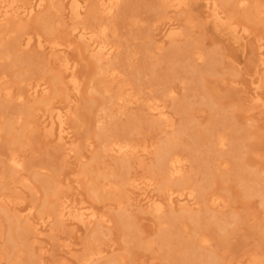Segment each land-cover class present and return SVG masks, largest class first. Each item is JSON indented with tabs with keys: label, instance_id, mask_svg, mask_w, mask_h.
Here are the masks:
<instances>
[{
	"label": "bare ground",
	"instance_id": "obj_1",
	"mask_svg": "<svg viewBox=\"0 0 264 264\" xmlns=\"http://www.w3.org/2000/svg\"><path fill=\"white\" fill-rule=\"evenodd\" d=\"M127 1L0 0V60L8 63L5 68H0V93L3 91L5 95V99H0V131L3 123L9 121L8 126L10 125L14 115L10 106L13 91L10 86L2 87L6 72L13 66L26 63L30 68L23 73L26 77L20 78L19 82L24 86L16 93L17 100L26 102V99H33L38 102V106L30 108L23 105L17 110L18 114L28 117L22 130L38 127L46 138L60 146L63 155L71 156L72 153L79 152L76 130L81 127L79 123L83 119L76 105L87 85V77H84L79 68L83 52H88L96 64L94 78L98 82L90 92H100L97 89H101L102 101L96 107L97 133L85 137L84 147L88 152L96 150V161L108 156L119 158L115 166L105 164L96 170L89 169L93 174L90 188L92 194L101 197L112 191L117 193L119 220L126 242L138 238L136 221L124 207L126 200H131L127 191L132 190L136 204L144 206L148 212L161 219L162 245L171 248L172 241L177 240L178 264H234L232 261L221 263L215 253L206 249L205 245L209 240L199 230H196L198 237L182 239V232L186 227L183 218L199 225L201 217L195 210L201 205H207L206 210L210 214L208 224L224 230L233 220L229 216L218 215L208 206L220 207L225 201L223 195L207 194L212 166H208L210 171L204 174L202 182L195 183L186 174L190 159L184 157L179 150L187 136L193 140L195 151L205 154L204 161L207 165L215 164L220 158L233 161L235 168L231 175L248 195L261 197L264 205V173L244 162V145L233 117L217 112L211 124L200 133L193 129L192 120L185 118L174 133L156 145L155 163L145 177L132 173L130 158L138 152L148 155L154 144L140 146L134 142L132 135L139 130L134 116L124 124H118L114 120V111L119 105L131 103L133 99H137L136 96L146 94L147 89L157 85L158 88L152 89L143 97L144 120L161 130L163 126H173L166 101L175 96L174 81L188 84L195 73H216L219 60L213 54L203 53L199 47L189 46L176 56L169 73L163 74L154 66H147L148 64L132 66L125 80L126 61H131L138 54L149 58L154 49L162 48L163 42L174 41L184 35L180 23L170 18L169 13L178 11L189 2L153 0L147 6L145 15L127 9L124 17V9L130 3ZM252 2L260 5L258 0H204L203 6L214 28L231 41L233 39V43L239 48L246 50L247 43L254 42L257 55L255 74L258 76L251 81V98L264 109V77H261L264 74V37L254 36L248 23H239L235 18L237 10L247 8ZM256 8L258 12V6ZM253 13L247 15L248 22L255 19ZM65 19L70 25L69 34L81 44L77 51L79 58L70 53L75 48L72 40L59 31ZM30 21L36 24L33 29L30 28ZM156 36H159L158 39ZM30 49L56 56L59 73L51 79L41 75L39 70L42 66L23 55L25 50ZM197 59L204 61L202 67L197 65ZM110 78L112 81H121L117 90L107 84ZM126 87H130L128 89H132L135 94H127ZM209 101L205 99L207 105L210 104ZM173 109L176 114L187 113L186 105L179 102L173 103ZM229 131L235 133L233 138H230ZM19 137L23 138L24 133ZM1 155L3 167L0 170V211L8 225L4 230L0 224V235H6L7 247L3 252L8 264H42L41 256L34 252L30 243L31 235L41 240L42 236L54 229L53 226L62 222L68 221L88 228L102 223L110 224L111 220L100 214L93 203L78 201L62 193V180L56 178L61 173V166L55 167L54 177L46 178L42 176V170L53 166L50 162L39 161L29 166L18 148H10ZM79 155V160L85 157L81 153ZM26 170L31 171L41 182L44 199L41 203L33 204L14 202V210L17 212L10 213L6 206L12 201L7 195L16 184L29 188L34 195L38 193L29 178L20 177V172ZM167 208L178 209L180 214L173 212L163 218ZM112 248V245L108 249L99 248L95 243L87 242L79 263L100 264ZM74 251L73 244H69L66 254ZM123 263L122 257L108 264ZM252 263L264 264V260L254 256Z\"/></svg>",
	"mask_w": 264,
	"mask_h": 264
},
{
	"label": "rangeland",
	"instance_id": "obj_2",
	"mask_svg": "<svg viewBox=\"0 0 264 264\" xmlns=\"http://www.w3.org/2000/svg\"><path fill=\"white\" fill-rule=\"evenodd\" d=\"M129 1V5L124 9V17L127 15V9L131 12L134 11V13L139 11L145 15L147 6L153 0H128L127 3ZM258 2L260 5L252 2L247 8L237 10L235 18L239 23H248L254 36L264 37V0H258ZM203 5L204 0H189L188 4L178 11L170 12V18L180 23L184 35L177 40L163 42L162 48L154 49L149 58L138 54L131 61L125 62V80H127L128 71L132 66L148 64L147 66H154L163 74L169 73L170 66L176 61V56L189 46L199 47L203 53L213 54L219 60L216 73L202 72L199 75L195 73L188 84L179 80L174 81L175 96L166 101L174 123L173 126L165 128L163 126V130H161L152 127L148 121L144 120L143 97L149 94L152 89L158 88L157 85L147 89L146 94L136 96L137 99H133L131 103L119 105L114 111V120L118 124L126 123L131 116L137 119L139 130L132 135L136 144L140 146L154 144L148 155L138 152L130 158L133 165L132 173L137 174L138 177L149 175L155 163L154 148L168 135L174 133L185 118L191 119L193 129L196 133H200L211 124L217 112L226 113L233 117L236 127L240 129L239 134L244 145V162L264 173V109L251 98V81L258 76L255 74L257 58L255 44L250 41L247 43L246 50L239 48L233 43V39L231 41L229 37L214 28L207 18ZM257 6L258 12H256ZM249 13L255 14V19L251 22L247 21ZM34 26L36 24L33 21L30 28L33 29ZM1 28H7V26H1ZM69 30V22L65 19L59 31L72 40L75 48L70 53L79 58L77 51L81 44L73 40ZM158 37L156 36L157 39ZM23 55L35 64L38 63L42 66L39 71L46 79H51L53 75L59 73L56 56L43 54L36 49L25 50ZM80 61L79 69L84 77H87V85L76 105L83 119L79 123L81 127L76 130L77 146L80 151L72 153L71 156L63 155L60 146L52 139L46 138L44 132L38 127L22 130L23 125L28 121V117L25 114H18L17 110L23 105L30 108H37L38 106V102L33 99L20 102L16 96V93L24 86L19 82L20 78L26 77L23 73L29 70L30 66L24 63L7 70V76L2 86H10L13 91L10 106L14 115L9 126V121L1 125L3 129L0 131V158L1 154L10 148H18L22 158L29 166L39 161H48L53 166L42 170V176L46 178L54 177L56 174L55 167L61 166V173L56 178L62 180L60 184L62 193L78 201L93 203L100 214L106 215V218L111 220L110 224L102 223L89 228L83 225L77 226L68 221L62 222L53 226L54 229L42 236L41 240H37L34 235H31L30 243L34 247V252L41 256L42 264H80L79 257L83 255L88 242L95 243L97 247L104 249L113 246L114 249L112 248L106 254L100 264H108L110 261L122 257L124 258L123 264H178L177 240L172 241L171 248L162 245L160 240L161 219L148 212L144 206L139 207L134 200L135 194L132 190L127 191L131 200H126L124 207L136 221L138 238L130 242H126L119 220L120 208L117 193L112 191L105 196L95 197L90 190L93 174L89 172V169L96 170L105 164L115 166L119 158L108 156L101 161H96V150L88 152L84 147L85 137L97 133L96 107L102 101V97L101 89H97L100 92H90L98 84L94 78L96 64L93 58L88 52H83ZM196 63L199 67L204 65V61L201 59H197ZM7 65L5 60H0V68H5ZM262 76L264 77V74H261ZM120 83V80L112 81L111 78L107 80V84L113 90H117ZM126 88L127 94H135L132 89H128L130 87ZM0 99H5L3 91L0 93ZM205 99L210 100L209 105L205 103ZM174 102L185 104L187 113L185 115L176 114L173 109ZM23 133L24 137H19ZM229 136L233 138L235 133L229 131ZM183 141L185 143L179 150L184 157L190 159L186 174L195 183H200L204 174L211 170L207 194H209L208 196H211L212 193L223 195L225 201L220 207L210 204L208 206L220 216H229V219L234 222L228 224L224 230L216 225L208 224L210 214L206 210L207 205H201L195 210L201 217L199 225H194L182 216L186 224L182 232V239L191 240L198 237L196 230H199L209 240L205 248L215 253L221 263L232 261L234 264H253L254 256L264 260V205L261 197L248 195L231 175L235 168L233 161L220 158L215 164L207 165L204 161L205 154L195 151L196 146L193 140L185 136ZM80 153L85 156L82 160H79ZM208 166H212V169L209 170ZM2 167L3 163L0 161V170ZM19 175L29 178L38 193L34 195L29 188L20 183L16 184V187L7 195L12 201L9 206H6L10 213L17 212L14 210V202H22V204L41 203L45 196L41 182L34 177L31 171H21ZM76 181H79L78 184ZM76 186H78L77 190L75 189ZM173 212L180 214L178 209L167 208L163 218ZM24 223L27 224L25 220ZM0 224L4 230L7 229L8 223L1 211ZM69 244H73L75 248L72 254H66ZM6 247V235H0V261L2 264H8L3 252Z\"/></svg>",
	"mask_w": 264,
	"mask_h": 264
}]
</instances>
